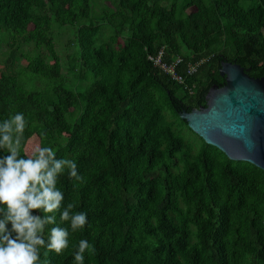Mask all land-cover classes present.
<instances>
[{
	"label": "trees",
	"instance_id": "1",
	"mask_svg": "<svg viewBox=\"0 0 264 264\" xmlns=\"http://www.w3.org/2000/svg\"><path fill=\"white\" fill-rule=\"evenodd\" d=\"M103 2L96 15L97 0H0L7 68L18 59L11 41L34 44L47 53L27 71L48 84L29 89L18 74L0 73V121L22 112L21 155L50 146L83 177L65 171L57 187L62 206L74 203L87 224L70 232L63 253L42 247L38 264H74L81 239L95 247L84 264H264V171L230 160L179 116L225 84L223 60L264 77V0ZM56 27L74 33L72 78ZM162 47L165 62L183 58L185 85L148 59Z\"/></svg>",
	"mask_w": 264,
	"mask_h": 264
},
{
	"label": "clouds",
	"instance_id": "2",
	"mask_svg": "<svg viewBox=\"0 0 264 264\" xmlns=\"http://www.w3.org/2000/svg\"><path fill=\"white\" fill-rule=\"evenodd\" d=\"M26 125L22 112L0 121V150L9 153L0 157V264H38L42 247L61 254L69 247L70 232L88 222L86 212L74 211V203L62 206L64 193L57 187L65 171L70 179L83 180L76 161L58 159L50 146L35 148L34 156H22ZM37 210L42 215H33ZM94 252V245L81 239L74 264H84L85 254Z\"/></svg>",
	"mask_w": 264,
	"mask_h": 264
},
{
	"label": "water",
	"instance_id": "3",
	"mask_svg": "<svg viewBox=\"0 0 264 264\" xmlns=\"http://www.w3.org/2000/svg\"><path fill=\"white\" fill-rule=\"evenodd\" d=\"M225 84L214 85L206 106L179 113L206 144L230 160L248 162L264 171V77L253 78L239 64L223 60Z\"/></svg>",
	"mask_w": 264,
	"mask_h": 264
},
{
	"label": "rangeland",
	"instance_id": "4",
	"mask_svg": "<svg viewBox=\"0 0 264 264\" xmlns=\"http://www.w3.org/2000/svg\"><path fill=\"white\" fill-rule=\"evenodd\" d=\"M97 6L95 8L96 15H102L104 13L105 7L103 0H97ZM107 35V34H106ZM10 34L7 32H3L0 37V73H11L14 72L19 75L20 81L26 85L29 89H44L47 87V82L44 78L40 76H34L27 71V65L30 61H32L36 56L41 54L46 55L45 49H38L34 44H27L21 41V39L11 41V43H15V46L18 48L16 63L13 69L7 68V60L9 58V47L8 40ZM54 37L56 43V49L61 58L62 65L64 66L65 73L72 78L71 75L68 74V67L71 62L72 55H74L75 47L71 45V42L74 41V33L71 28H59L56 27L54 30ZM86 84V83H85ZM84 84V85H85ZM188 135L191 133L188 131ZM192 135V134H191ZM31 146L34 147V144ZM39 146H35L31 149L30 155H35V148Z\"/></svg>",
	"mask_w": 264,
	"mask_h": 264
},
{
	"label": "built area",
	"instance_id": "5",
	"mask_svg": "<svg viewBox=\"0 0 264 264\" xmlns=\"http://www.w3.org/2000/svg\"><path fill=\"white\" fill-rule=\"evenodd\" d=\"M165 48H161L157 54L150 55L149 60L153 63V65L158 68L161 72H164L167 74L172 80L177 82L178 84H186V78L178 73V68L183 63L182 57H177L174 62L171 64L165 62ZM203 63V61L196 63V64H189L188 65V76L193 75L197 72L200 65Z\"/></svg>",
	"mask_w": 264,
	"mask_h": 264
}]
</instances>
